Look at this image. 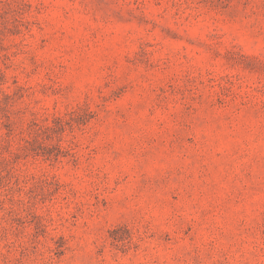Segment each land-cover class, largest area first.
<instances>
[{"label": "rangeland", "instance_id": "rangeland-1", "mask_svg": "<svg viewBox=\"0 0 264 264\" xmlns=\"http://www.w3.org/2000/svg\"><path fill=\"white\" fill-rule=\"evenodd\" d=\"M0 264H264V0H0Z\"/></svg>", "mask_w": 264, "mask_h": 264}]
</instances>
